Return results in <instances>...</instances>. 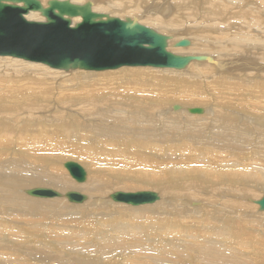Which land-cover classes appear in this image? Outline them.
<instances>
[{
    "label": "bare ground",
    "instance_id": "1",
    "mask_svg": "<svg viewBox=\"0 0 264 264\" xmlns=\"http://www.w3.org/2000/svg\"><path fill=\"white\" fill-rule=\"evenodd\" d=\"M40 1L43 5L46 3ZM72 1L82 3L81 0ZM166 1L160 0L159 4L166 5ZM178 2L181 5L185 3L181 9L187 20H195L201 14L200 10L209 11L196 23V27L201 29L190 38L185 35L189 39L181 38L182 35L177 38L166 30L171 25L175 28L177 23L174 24L171 16L169 21H163L159 10L164 6L150 11L154 17L140 11V4L136 8L127 5L133 13L129 16L119 1L108 7L118 9L121 15L111 16L136 18L138 23L145 25L144 21L133 16L142 13L146 26L170 35L167 49L173 53L209 57L212 62L192 60L180 69L189 67L190 75L187 77V73L185 76L192 82L163 75L169 70L162 69L172 68L120 67L117 72L105 70L106 73L93 71L98 73L88 74L74 70L65 73L11 57H6L11 58L9 63L0 65V224L7 231L0 230V264H42L45 256L66 260L65 264L73 261L80 264L77 261L81 258L87 259L83 264L94 263L96 256L68 251L80 247L105 254L104 258L96 260L98 264H264V235L257 237V233L247 230L251 239L242 236L245 229L257 232L264 229V210L255 203L264 195L260 190L264 178L250 174L257 165L263 164L257 161L240 163L245 155L264 159V148L255 143L257 145L248 149V153H242L243 146L240 148L238 144L240 139L236 140L240 138L242 124H248L251 132L256 131L257 126L264 132V127L259 126L264 121V7L257 8L252 0ZM261 3L264 0L260 6ZM103 5L99 7H105ZM93 10L101 11L94 1ZM228 12L230 15L238 12L236 19L230 17V21L228 14L225 20ZM173 16L179 18L181 15ZM26 18L42 20L37 12H30ZM147 18L153 21L152 24L146 22ZM231 24L234 28L229 30ZM163 30L167 34L162 33ZM192 38L194 44L190 40ZM179 39H187V46L193 44L195 48L185 50L187 46H182L184 50L179 48L174 52L172 44ZM8 65L12 67L8 68ZM22 67L37 69L38 72H25ZM209 97L217 102L218 107L213 108ZM176 104L180 108L172 109ZM198 104L207 106L208 110L203 106V115L188 113L191 106ZM40 110L47 116L53 112L54 116L41 120ZM35 112H39L38 116ZM189 117H196L195 121L205 119L203 126L206 124L209 130L204 141L191 142L195 137L190 134V138L181 136L178 143L164 140L163 135L168 133L163 134L164 129L174 133L179 127L177 122L182 118L185 119L183 125L191 124L187 121ZM244 125L241 133L248 128ZM216 134H221L222 138ZM232 136L236 137L230 138ZM23 138L32 152L20 146ZM82 150L92 152L79 154ZM65 151L69 152L68 157L62 155ZM92 154H95L97 170L91 177L87 157ZM69 159L84 167L86 179L83 182L72 179L65 168L66 171L61 170ZM168 164H193V170L196 171L197 165L200 170L184 175L180 171L176 173L177 170ZM116 165L121 166L113 167ZM114 182L116 187L112 189ZM36 187L56 190L62 198L42 201L26 194L28 189ZM75 188L87 192L88 201L85 199L75 206L64 203L55 218L40 220L48 221L49 229L35 227L27 221L18 229L19 215L28 216V209L40 208L45 218L47 210L38 206L67 201L65 192ZM118 188H150L152 191H140L154 192L158 199L155 203L137 205L143 209L151 207L152 210L141 212L134 219L127 209L108 204L107 201L112 200L109 197L111 191ZM165 194L174 195V198L168 201L164 199ZM236 198L239 199L234 200ZM248 199L253 203L250 204ZM207 202L210 204H205ZM69 210L79 216L62 217ZM154 218L158 220L154 221ZM134 229H140L142 233H128ZM119 231L128 234L118 236L116 233ZM98 232L108 239L94 240L93 236ZM76 234H83V240H77ZM35 235H45L47 239H35ZM30 252L42 254L40 260H29Z\"/></svg>",
    "mask_w": 264,
    "mask_h": 264
},
{
    "label": "water",
    "instance_id": "2",
    "mask_svg": "<svg viewBox=\"0 0 264 264\" xmlns=\"http://www.w3.org/2000/svg\"><path fill=\"white\" fill-rule=\"evenodd\" d=\"M30 12L39 13L42 20L26 18ZM73 19H77L74 21ZM170 35H164L136 18L120 19L93 10V1L76 3L72 0H0V57H11L49 68L69 71H105L120 67H152L184 69L192 60L209 57L178 55L168 50ZM179 39L172 47L187 46ZM178 110L180 105L172 106ZM201 114L200 107L188 109ZM64 168L76 182L86 179V172L77 162L68 160ZM26 194L59 197L60 192L48 188H32ZM72 203H81L86 195L77 191L64 194ZM110 198L132 206L150 204L157 200L151 191H116ZM264 210V195L255 201Z\"/></svg>",
    "mask_w": 264,
    "mask_h": 264
},
{
    "label": "rangeland",
    "instance_id": "3",
    "mask_svg": "<svg viewBox=\"0 0 264 264\" xmlns=\"http://www.w3.org/2000/svg\"><path fill=\"white\" fill-rule=\"evenodd\" d=\"M42 1H46V0H42ZM85 1V0H84ZM83 0H81V2H84ZM94 1V5L96 6H98V8L99 9H101V11H99V12H101V13H107V14H109V15H114V16H118V17H120L121 15H119L118 13H120V12H117V10H116V8H115V10L114 9H112V8H114V7H108L110 4H112V3H116V1H119V2H121L122 3V5L121 6H124V7H121V8H124V9H126V13L128 14V16L129 15H132L131 13H130V11L127 9V8H129V6H127V5H130V7H132V6H134L135 8H136V6H138L139 4L140 5H142V7L139 5L138 6V8H140L141 10L140 11H142L144 14H146V16H148V14H149V17H150V15L152 14V13H150V11L151 12H153L152 11V9L153 10H155V8H157V6H160V8L162 7V6H164L163 7V9L161 8V10H159V11H162V12H159L161 15H162V17H163V21H169L170 20V16H171V19L173 20V18H174V20H173V22H174V24L175 23H177V25H178V27H179V24H180V27H179V30H180V32L182 33H180L179 32V30H178V27H177V25H174L175 26V28H172L173 27V25H171V26H169L171 29H173V31L172 30H169L170 28H167L166 30L169 32V33H173V34H175V36L177 35V38H180V36H181V38H183L185 35H187V36H189V38H190V35H192V34H196V32H197V30H200L201 28H197L196 26V23L198 24V22L199 21H201V19H202V16L206 13V12H209L207 9H203L202 10V12H201V10L199 11V13H201L198 17H196L195 18V20L194 19H192V20H190V19H185L186 17H184V15L185 14H183L182 12H184L182 9H181V7L185 4V3H183V5H181L180 3L181 2H178V0H167L166 2L168 3V4H166V5H161V4H159L160 3V0H158V1H155V0H93ZM99 1V2H98ZM103 1V2H102ZM162 1V0H161ZM185 1V0H184ZM255 1V2H254ZM252 0V2H249V4H256V6H257V8H260V9H262V7H264V3H261V5L262 6H260V2H262V0ZM77 2H80V1H77ZM104 2H105V4H104ZM158 2V3H157ZM96 3V4H95ZM106 3H107V5H106ZM104 4V5H103ZM137 4V5H136ZM146 4H148L147 6H146ZM178 4V5H177ZM248 4V3H247ZM246 4V5H247ZM99 5H103V6H105V7H103V8H100L99 7ZM132 5V6H131ZM150 5V6H149ZM152 5H154V8H153V6ZM174 6V7H173ZM133 7V8H134ZM144 7H145V9H144ZM167 7V8H166ZM104 8H105V10H104ZM149 10H148V9ZM165 8V9H164ZM242 8H244V7H242ZM107 9H109V11L107 10ZM142 9H144V10H142ZM176 9H178V10H176ZM107 10V11H106ZM137 10V9H136ZM165 10V11H164ZM168 10V11H167ZM113 11V12H112ZM119 11V10H118ZM148 11H149V13H148ZM174 11V12H173ZM204 11V12H203ZM112 12V13H111ZM116 12V13H115ZM168 14H167V13ZM113 13H115V14H113ZM173 13V14H172ZM180 13V14H179ZM142 14V13H141ZM140 13H136L135 15H133V16H136L139 20H142V21H144V23L143 24H145V25H147V23H145V19H142V15H141ZM174 14H177V16H179V15H181V16H179V18H177L176 16L174 17L173 15ZM231 14L230 12H228V13H226L225 14V17H224V19L226 18V19H228L229 18V20L231 21L232 20V18H235L236 19V17H237V14H238V12H236V13H234L235 14V16H232V15H234V14H232V15H229ZM138 15V16H137ZM140 15V16H139ZM153 15H155V14H152V17H154ZM183 15V16H182ZM202 15V16H201ZM226 15L227 16H229L228 18L226 17ZM146 16H143V18L144 17H146ZM166 17H167V19H166ZM173 17V18H172ZM183 17V18H182ZM230 17H232V18H230ZM176 18V19H175ZM201 18V19H200ZM225 19V20H226ZM147 20L148 21H146V22H149L150 24H152V22L153 21H151V20H149L148 18H147ZM176 20H178V21H176ZM187 20V21H186ZM197 20V21H196ZM180 21V22H179ZM189 21V22H188ZM205 22H206V20H204ZM148 23V25H150ZM166 23V22H165ZM179 23V24H178ZM190 23V24H189ZM192 24H194V25H192ZM204 23H202V25H203ZM237 24V23H236ZM182 25V26H181ZM192 25V26H191ZM190 26V27H189ZM206 26H208V27H210L211 25L210 24H206ZM232 26H234L233 24H231V26L229 27V30H232L233 28H231ZM151 27V26H150ZM181 27H183V28H181ZM176 28H177V30H176ZM189 28H190V30H189ZM197 28V29H196ZM186 29H188V30H186ZM191 29H192V31H191ZM226 29V28H225ZM225 29H224V31H225ZM166 30H163V31H161L162 33H165V34H167V32H165ZM222 30V29H221ZM220 30V31H221ZM183 31V32H182ZM223 31V30H222ZM179 32V33H178ZM184 32H186V34L184 33ZM189 32V33H188ZM190 32H192L191 34H190ZM205 32H207V31H205ZM204 32V33H205ZM184 33V34H183ZM216 33H218V32H216ZM214 34H215V32H214ZM187 36H185L186 38H187ZM193 36V35H192ZM191 36V37H192ZM184 37V38H185ZM189 38H187V39H189ZM191 40V42L194 44V40H193V38L192 39H190ZM193 44H190L189 45V47H194L193 46ZM189 47L187 46L186 47V49L185 48H183V47H173L172 48V50L175 52L177 49H182L183 48V50L185 49V50H187V48H188V50H190L189 49ZM176 48V49H175ZM195 48V47H194ZM176 53V52H175ZM180 54V53H179ZM202 55H205V54H202ZM5 59H7L6 57L3 59V57H0V65H4L5 63H7L8 62V59H7V61L5 60ZM11 59V58H10ZM9 59V60H10ZM5 60V61H4ZM18 60H20V59H18ZM2 61L4 62V63H2ZM22 61V60H21ZM24 62H27V61H24ZM195 62V61H194ZM204 62V61H203ZM9 63V62H8ZM29 63H31V62H29ZM196 63H198V62H196ZM207 63V62H206ZM45 66V65H44ZM199 66V68H200V66L202 67V65H198ZM8 68H11L10 67V65H8L7 66ZM47 67V66H46ZM21 68V67H20ZM23 68V67H22ZM47 68H49V67H47ZM127 68H129V67H127ZM130 68H151V69H154V68H152V67H130ZM189 68V67H188ZM188 68L186 69V70H176V69H162V70H169L168 72H166V73H163V75L165 76H167V75H169L170 77L171 76H173V78H177V79H179V80H189V81H191V79H190V77H189V79H186V76L188 77V75H190L189 73H190V71L188 70ZM24 69V70H23ZM23 69H21L22 71H25V72H30V73H37L38 71H37V69H32V68H30V67H24ZM26 69V70H25ZM52 69V68H51ZM158 69V68H157ZM116 70V71H115ZM115 70H113L114 72H117L119 69H115ZM124 70V69H123ZM158 70H160V69H158ZM172 70V71H171ZM60 71H63V70H60ZM72 71H74V70H69V71H63V72H65V73H70V72H72ZM76 71V70H75ZM74 71V72H75ZM107 72H113L112 70H106ZM186 71H188V72H185ZM80 72H82V73H88V74H90V73H98V72H93V71H80ZM174 72H176V74L174 75V74H172V73H174ZM181 72L182 73H184V75L183 74H181ZM99 73H106L105 71H99ZM188 73V74H187ZM172 74V75H171ZM187 74V75H186ZM186 75V76H185ZM183 76V77H182ZM184 76H185V78H184ZM28 78H29V76H27ZM176 79V80H177ZM192 82V81H191ZM7 88V87H6ZM218 97L216 96V99H217ZM209 99H210V103L212 104V106H213V108H215V107H218V104H217V102L212 98V97H209ZM230 99H237V97H230ZM182 103V102H181ZM203 106L208 110V108H207V106H205V105H196V106H191V108H195V107H200V108H203ZM209 107V106H208ZM236 107H239V106H236ZM247 109H249V108H247ZM167 110V109H166ZM41 111V110H40ZM169 111H170V109H169ZM170 112H172V111H170ZM37 113V114H36ZM189 113V112H188ZM203 113H204V111H203ZM38 114H39V112H35V115H37L38 116ZM168 115V113L167 112H165V114L164 115ZM190 114H194V113H190ZM39 115H41V120L43 119V118H45L46 117V119H50L52 116H54L53 115V112H50V113H48V116L47 115H45L42 111L40 112V114ZM166 115V116H167ZM194 115H196V114H194ZM198 115V114H197ZM199 115H203V114H199ZM194 118H196V117H192V118H190L189 117V119L187 120L188 122H190L191 124H189L188 126H186L185 124L183 125V122L182 121H184L185 119L184 118H182L181 120H179L178 122H177V129H176V131H178V129H179V131L178 132H176V131H174V133H169V132H172L170 129H168V128H166V129H164L163 130V134L164 133H166V132H168L167 134H165V135H163V137H164V140L166 139V140H171L173 143H178V141H179V138L182 136H184L185 135V137L186 138H190V136L191 135H193L194 137H195V140H193L194 138H192L191 140H193V141H191V142H202V141H204V138H205V134H206V132H207V130H209L208 129V127L206 126V124L203 126V124L205 123L204 121H205V119L203 118V119H199V120H197V121H195L194 120ZM184 119V120H183ZM246 119V118H245ZM9 121V120H8ZM196 123H195V122ZM194 122V123H193ZM200 122H202V123H200ZM196 124V126H194ZM199 124H202V126L201 125H199V127L201 126V128H200V131H199V127H198V125ZM181 125H183V126H181ZM244 124H242V126H243ZM194 126V128L192 129V127ZM242 126H240V129L242 130ZM244 126H246V127H248V128H246V129H243V133H241V130H240V138H238V139H236V140H239L240 139V142L242 143H238L239 144V146H240V148H241V146H243V150H244V152L242 151V153H248V149H253V146L255 145V143H257L258 145H259V147H261L260 145H262V148H264L263 146H264V138H263V136H264V132L263 131H261V129H259L258 130V126H257V130L256 131H258L257 133H255L256 131H254L253 130V132H251L250 130H249V125L248 124H245ZM259 126H261V127H264V121H262L261 123H260V125ZM185 127H186V130L184 131V129H185ZM197 127V128H196ZM204 127H206V129H204ZM182 128H184L183 130H182ZM188 128V129H187ZM260 128V127H259ZM203 129V130H202ZM170 130V131H169ZM192 130H194V132L192 131ZM204 130H206V131H204ZM244 130H246V131H244ZM251 130H252V128H251ZM182 131V133H180ZM191 131V132H190ZM196 131V132H195ZM176 132V133H175ZM188 132V133H187ZM202 132H203V134H202ZM259 132H261V133H259ZM262 132H263V134H262ZM32 133H34V132H32ZM178 133V134H177ZM197 133V134H196ZM199 133H201V134H199ZM246 135H248V136H246ZM252 133H255V134H252ZM259 133V135L257 136V134ZM35 134V133H34ZM173 134V135H172ZM174 134H177V135H174ZM182 134V135H181ZM190 134V136H188ZM166 135H167V137H166ZM187 135V136H186ZM202 136L201 138H200V136ZM242 135H243V137H242ZM249 135H251V136H249ZM199 136V137H198ZM254 136V137H253ZM176 137V138H175ZM199 138V140H198V138ZM216 137H218V138H222V135L221 134H216ZM236 136H232V137H230V138H235ZM247 139H246V138ZM249 138V139H248ZM24 139V138H23ZM20 140L22 143L24 142V140ZM203 139V140H202ZM242 139V140H241ZM178 140V141H177ZM198 140V141H197ZM248 140H249V142H248ZM19 141V142H20ZM254 141V142H253ZM20 142V146L23 148L24 147V149H26L27 151H30V150H32L31 149V146H29L28 144H27V141L25 140V142L23 143V146H22V143ZM249 143V144H248ZM254 143V144H253ZM260 143V144H259ZM26 144V145H25ZM256 144V145H257ZM255 145V146H256ZM249 147V148H248ZM30 148V149H29ZM29 149V150H28ZM107 150V149H106ZM63 151V150H62ZM108 151V150H107ZM30 152H32V151H30ZM88 152H92V151H84V150H82V151H80V153L79 154H82V155H86V154H88ZM109 152V151H108ZM65 153V154H64ZM67 154V155H66ZM68 154H69V152H67V151H65V152H63L62 153V155L64 156V157H68ZM96 154V153H95ZM95 154H92V155H90V156H88L87 157V162H88V164L90 165V166H87V168H88V171H90V170H92V174H91V177H92V175H93V171H95V170H97L96 169V167H95V159H94V157H93V155H95ZM27 155H30L29 153H27ZM35 156L37 155V153L36 154H34ZM72 158V157H71ZM79 160L80 158H76V160ZM69 160H72V159H69ZM76 160H74L75 162H76ZM68 161V160H67ZM73 161V160H72ZM252 161H257L258 163H260V164H263V165H257L256 166V170H253L252 172H250V174H253V175H258V176H261V177H263L264 178V159H261V158H259V157H256L255 155H245V156H243L241 159H240V163H242V164H247V163H249V162H252ZM78 163V162H77ZM82 166V165H81ZM121 165H116V166H113V167H120ZM168 166H172L174 169H176L177 171H176V173H178L179 171H180V173L181 174H187V173H190V174H193V173H195L196 171H198V170H200V167L197 165L196 166V171L195 170H193V168H192V166H193V164H168ZM83 167V166H82ZM64 167H62L61 166V170H63V171H66L65 169H63ZM84 168V167H83ZM67 173V172H66ZM112 178H110V180H111ZM91 182V181H90ZM162 182V181H161ZM71 184V183H70ZM44 187H47V186H44ZM116 187V183L114 182L113 184H112V189H114ZM111 189V190H112ZM250 189H255V187H250ZM140 191V190H151L152 191V189H150V188H138V189H135V190H122V189H115V190H113V191H111L112 193L113 192H116V191H123V192H127V191ZM153 190H156V188H153ZM258 190V189H257ZM260 190H263V191H261V193H264V183L261 185V187H260ZM68 191H71V190H68ZM72 191H77V192H81V193H83L84 195H86L87 194V192H85L84 190H82V189H79V188H75V190H73L72 189ZM66 193V192H65ZM86 193V194H85ZM110 193V192H109ZM111 193V194H112ZM247 194V193H246ZM26 195V194H25ZM88 195V194H87ZM87 195H86V197H87ZM28 196V195H27ZM30 197H32V198H34V199H38V200H42V201H48V200H53V199H59V198H62V197H54V198H50V199H45V198H35V197H33V196H30ZM110 197V196H109ZM171 197V198H170ZM260 197V196H259ZM259 197H257V198H259ZM63 198H65V197H63ZM89 198V197H88ZM107 199H108V196L106 197ZM174 198V195H171V194H165L164 195V199H166V200H170V199H173ZM251 198V197H250ZM66 199V198H65ZM239 198H236V199H234V200H238ZM67 200V199H66ZM86 200H87V198H86ZM109 200V199H108ZM111 200V199H110ZM88 201V200H87ZM86 201V202H87ZM107 201V200H106ZM165 200H163V202H164ZM197 201H200V200H197ZM248 201H249V199H248ZM108 202V204L109 205H119L120 207H121V209L122 210H128L129 211V216H131L132 218H138L139 217V213H141V212H149V211H151L152 210V208L151 207H149V208H146V209H143L142 207H139V206H136V208H133V209H130L129 207H123V206H121L120 204H122V203H117V202H113L112 200H111V202H109V201H107ZM157 202V201H156ZM64 203H66V204H68V205H70V206H75V205H79V203H77V204H75V203H71V202H69L68 200L67 201H57V202H50V203H47V204H45V205H39L38 207H43V208H45L46 210H47V212H46V214H45V218H44V216L42 215V213L40 212V208H36V209H28V211H29V215L28 216H24V215H19L18 217H17V220L20 222V224H19V226H18V229L23 225V224H25V222L27 221L28 223H30V224H32L33 226H35V227H41V228H43L44 230L45 229H49L50 228V224H48L49 222L48 221H40V220H47V219H50V218H55V215L57 214V212L61 209V207L63 206V204ZM85 203V202H84ZM155 203V202H154ZM249 203L250 204H252L253 202L250 200L249 201ZM162 204L163 203H161L160 204V206H162ZM205 204H210V203H205ZM204 204V205H205ZM164 205H167V204H164ZM258 206V205H257ZM133 207H135V206H133ZM197 207V206H196ZM257 210V209H256ZM250 211H252V210H250ZM255 211V210H254ZM253 212V211H252ZM256 212V211H255ZM253 214H254V212H253ZM68 216V217H67ZM79 215H77V213H75V212H70V210L68 211V212H66L62 217H64V218H74V217H78ZM94 216L96 217V218H98L99 217V215L97 214V213H95L94 214ZM152 217H156V216H152ZM32 219V220H31ZM154 221H156V220H158V219H156V218H154L153 219ZM95 222V221H94ZM258 225V224H257ZM0 230H2V231H4V232H6L7 233V231H6V228L4 227V226H2L1 224H0ZM246 231L245 232H243V234H242V236L244 237V238H246V237H248V238H250L249 236H248V233L249 232H247V230L249 231H251V232H255V233H257V237H259V236H262V235H264V229L263 228H260L259 229V231L257 232V231H255V230H253V229H245ZM216 231V230H215ZM214 231V232H215ZM122 233H124V232H121V231H119V232H117L116 234L118 235V236H124L125 237V235H123ZM128 233H135V234H140V233H142V231L140 230V229H134V230H130V232H128ZM128 233H124V234H128ZM35 234V233H34ZM247 235V236H246ZM83 238H84V235L83 234H76V239L77 240H83ZM35 239H39V240H45V239H47V237L44 235H35ZM93 239L94 240H97V241H103V240H107L108 239V237L106 236V235H103V233L102 232H98V233H96L94 236H93ZM251 239V238H250ZM251 241V240H250ZM253 242L254 243H256V244H258V242L257 241H254L253 240ZM68 251H72V252H76V253H85V254H87V255H89V256H96L95 257V259H94V263H90V264H98V263H96V260L97 259H99V258H104L105 257V254H103V253H97V252H95V251H92V250H90V249H85V248H82V247H80L79 249H75V248H70V249H68ZM27 254V253H26ZM31 254V255H30ZM31 256V257H30ZM39 256H42V254H38V253H35V252H30L29 253V260L31 259L32 261H38V260H40V257ZM34 257V258H33ZM20 258L21 257H18V259L20 260ZM18 259H17V262H18ZM87 259H85V260H83L82 258L81 259H79L77 262H79L80 264H83L85 261H86ZM43 263L42 264H65V262H66V260H63V259H58V258H55V257H51V256H45V257H43L42 258V260H41ZM8 263H10V262H8ZM73 263L75 264L76 263V261H73ZM72 263V264H73ZM7 264V263H6ZM35 264H37V263H35ZM99 264H102V263H99ZM103 264H107V263H103Z\"/></svg>",
    "mask_w": 264,
    "mask_h": 264
}]
</instances>
